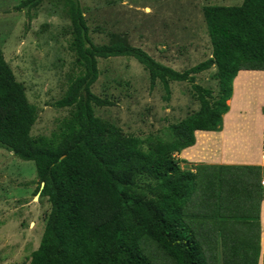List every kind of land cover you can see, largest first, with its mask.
<instances>
[{
  "label": "trees",
  "instance_id": "trees-1",
  "mask_svg": "<svg viewBox=\"0 0 264 264\" xmlns=\"http://www.w3.org/2000/svg\"><path fill=\"white\" fill-rule=\"evenodd\" d=\"M43 2L23 0L19 8L36 9ZM60 3L69 14L70 48L80 72L55 103L70 112L50 136L32 135L38 108L0 44V146L35 163L36 192L50 204L29 264H156V255L171 264H259L264 186L226 180L224 168L219 174L215 166L184 168L179 154L194 145L196 131L219 130L234 92V107L255 96L257 74H241L235 84L234 79L243 70H264V0L205 6L212 55L184 72L160 63L125 35L95 43L81 0ZM120 56L136 59L152 86L161 82L168 95L172 82L190 83L199 109L170 125L165 136L145 139L97 116L95 107L111 104L92 91L99 60ZM211 69L217 93L197 83L196 75Z\"/></svg>",
  "mask_w": 264,
  "mask_h": 264
},
{
  "label": "rangeland",
  "instance_id": "rangeland-1",
  "mask_svg": "<svg viewBox=\"0 0 264 264\" xmlns=\"http://www.w3.org/2000/svg\"><path fill=\"white\" fill-rule=\"evenodd\" d=\"M22 1L0 0V44L17 81L25 86L29 101L38 108L32 135L50 136L70 112L55 103L65 95L70 79L80 72L70 48L71 22L60 0H44L36 9L19 8ZM242 3L243 0H81L95 43H107L114 34L125 35L130 44L180 72L212 55L204 7ZM99 70L92 91L111 104L95 107V113L120 126L126 134L143 139L150 134L165 136L170 125L199 109L190 83L172 82L168 95L161 82L152 86L148 71L132 57L100 59ZM214 73L215 69H211L196 75L197 83L217 93ZM230 101L225 128L230 121L231 127L264 124V102L259 105L256 96L249 94L239 99L236 107ZM235 113L240 117L234 121L231 118ZM237 131L236 147H241L247 144L249 135L241 133L240 128ZM259 136L260 133L258 139ZM186 159L190 161L189 156ZM181 165L190 168L192 163L184 161ZM39 185L35 163L0 146V264H29L40 245L50 204L36 192ZM155 260L156 264H171L160 255Z\"/></svg>",
  "mask_w": 264,
  "mask_h": 264
},
{
  "label": "crops",
  "instance_id": "crops-1",
  "mask_svg": "<svg viewBox=\"0 0 264 264\" xmlns=\"http://www.w3.org/2000/svg\"><path fill=\"white\" fill-rule=\"evenodd\" d=\"M245 74H257L256 81L254 82L256 90L253 91L260 101L264 102V70H243L240 71L235 80L239 75ZM234 94L231 98H234ZM231 111V108L229 112ZM228 112V113H229ZM227 113V114H228ZM255 113V112H254ZM226 114V115H227ZM225 115V116H226ZM225 116L223 118V124L217 131H196L195 132V143L194 145L185 148L179 154L180 159L183 161L192 163L191 167L197 165H207L215 166L219 170L217 173L221 172V168L225 170V179L229 180L231 178H237L241 180L242 178L251 182L252 185L256 186L257 180L259 186H264V124L260 127H252L243 125L241 127L235 126L231 127L230 123H227L226 128L224 127ZM263 122V121H262ZM234 123V121H233ZM237 128H240V132L249 135L247 139V144L241 147H236L237 138L235 139L234 134H236ZM258 133H260L258 139ZM205 135V140L200 137V135ZM208 141H210L208 143ZM201 145V146H200ZM200 147H203L200 148ZM213 147L214 150L208 148ZM218 147V149L216 148ZM188 153V154H187ZM189 156V159L186 157ZM199 156V157H198ZM246 168V169H245ZM261 236H260V259L259 264H263L264 256V199L261 203ZM221 247V246H220ZM220 254L222 250L220 249ZM223 263L222 260L220 264Z\"/></svg>",
  "mask_w": 264,
  "mask_h": 264
},
{
  "label": "water",
  "instance_id": "water-1",
  "mask_svg": "<svg viewBox=\"0 0 264 264\" xmlns=\"http://www.w3.org/2000/svg\"><path fill=\"white\" fill-rule=\"evenodd\" d=\"M44 185V183L42 184V186Z\"/></svg>",
  "mask_w": 264,
  "mask_h": 264
}]
</instances>
